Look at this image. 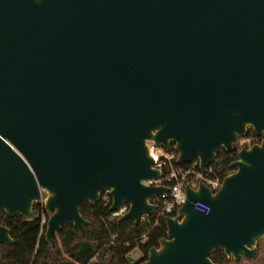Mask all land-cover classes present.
<instances>
[{
    "label": "water",
    "instance_id": "1",
    "mask_svg": "<svg viewBox=\"0 0 264 264\" xmlns=\"http://www.w3.org/2000/svg\"><path fill=\"white\" fill-rule=\"evenodd\" d=\"M249 130L264 134V0H0V212L34 222L41 204L52 249L67 223L83 236L82 205L106 192L120 221L157 212L171 189L144 184L162 177L148 143L205 173ZM231 166L216 192L186 186L140 264L258 257L264 138Z\"/></svg>",
    "mask_w": 264,
    "mask_h": 264
},
{
    "label": "trees",
    "instance_id": "2",
    "mask_svg": "<svg viewBox=\"0 0 264 264\" xmlns=\"http://www.w3.org/2000/svg\"><path fill=\"white\" fill-rule=\"evenodd\" d=\"M256 137L249 130L246 137ZM259 141L258 143H260ZM169 150H175L172 146ZM237 154L219 151L213 164L215 173L223 180L234 169L232 163ZM194 160L183 168L196 163ZM199 169V167H197ZM112 199L106 203L103 199L97 204L86 202L81 207V214L89 222L81 237L73 223H67L55 238L52 249L45 240L46 224L49 214L41 204H35L34 211L39 218L34 222H26L23 217H10L0 212V226L11 232L13 243L0 245V264H140L147 260L148 252L158 247L160 240L167 237L165 217L157 214L148 217L146 222L136 225L133 221L110 219ZM176 213L173 214L175 216ZM45 218L46 223L42 224ZM136 252L139 259L131 260L130 255ZM255 260V259H254ZM254 260L242 258L241 261H229L223 251L212 256L215 264H244Z\"/></svg>",
    "mask_w": 264,
    "mask_h": 264
},
{
    "label": "built area",
    "instance_id": "3",
    "mask_svg": "<svg viewBox=\"0 0 264 264\" xmlns=\"http://www.w3.org/2000/svg\"><path fill=\"white\" fill-rule=\"evenodd\" d=\"M262 137H245L240 139L235 144L234 153L238 154L243 148H250L252 145L257 144L259 141H262ZM150 154L155 160V168L162 172V177L156 181H145L144 184L148 186L160 185L168 187L171 189V192L163 195L161 197H156L151 202L158 205V210L155 214L159 217L164 216H173L174 213L185 202V188L187 185H190L193 189H197L200 183H204L208 188L213 192L219 190L222 184V179L215 173L213 168L214 162L205 173L200 171L199 163L196 162L188 168H183L177 164L178 153L176 150H169L162 147H157L153 143H148ZM110 195L108 192L103 194L102 198L106 203L110 200ZM182 198V199H181ZM194 210L200 214L208 215L211 211L209 205L203 202H196L194 204ZM128 211V207H123L117 212H112L110 219L121 218ZM149 216H144L142 222H146ZM45 218L42 221V224H45Z\"/></svg>",
    "mask_w": 264,
    "mask_h": 264
},
{
    "label": "rangeland",
    "instance_id": "4",
    "mask_svg": "<svg viewBox=\"0 0 264 264\" xmlns=\"http://www.w3.org/2000/svg\"><path fill=\"white\" fill-rule=\"evenodd\" d=\"M131 260L133 262H136L140 257L136 252H133L131 255ZM244 264H249L248 262H244ZM250 264H264V240L260 242L259 244V255L258 257L254 260L253 263Z\"/></svg>",
    "mask_w": 264,
    "mask_h": 264
},
{
    "label": "clouds",
    "instance_id": "5",
    "mask_svg": "<svg viewBox=\"0 0 264 264\" xmlns=\"http://www.w3.org/2000/svg\"><path fill=\"white\" fill-rule=\"evenodd\" d=\"M182 199V198H181Z\"/></svg>",
    "mask_w": 264,
    "mask_h": 264
}]
</instances>
